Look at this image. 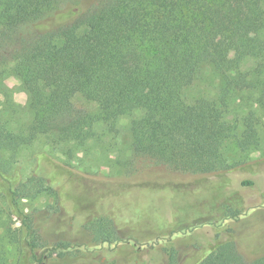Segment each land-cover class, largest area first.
<instances>
[{
	"label": "trees",
	"instance_id": "1",
	"mask_svg": "<svg viewBox=\"0 0 264 264\" xmlns=\"http://www.w3.org/2000/svg\"><path fill=\"white\" fill-rule=\"evenodd\" d=\"M1 16L2 40L25 28L35 32L30 46L12 57L29 95L31 126L26 134H11L0 125V264H7L8 245L19 249L17 264L81 254L82 245L40 240L23 208L22 200L50 191L44 173L20 180L11 170L19 150L39 134L83 145L87 130L115 132L117 120L101 106L104 99L118 100L119 114L131 118L130 155L119 161L128 177L146 167L197 177L228 172L240 164L224 154L227 142L241 152L258 144L251 113L238 135L225 113L239 92L258 90L264 102V39L252 37L264 31V0H8ZM230 53L251 65L238 67ZM204 65L216 77V93L186 97ZM143 87L147 95L137 93ZM76 97L94 107L76 109ZM175 126L182 127L181 137L173 136ZM222 212L225 221L245 214L240 200ZM11 217L19 221L17 231ZM202 224L219 226L210 219ZM121 242L101 227L94 238L101 245ZM169 264H175L172 252ZM198 264H264V255L245 262L230 237Z\"/></svg>",
	"mask_w": 264,
	"mask_h": 264
},
{
	"label": "rangeland",
	"instance_id": "2",
	"mask_svg": "<svg viewBox=\"0 0 264 264\" xmlns=\"http://www.w3.org/2000/svg\"><path fill=\"white\" fill-rule=\"evenodd\" d=\"M7 1L0 0V33ZM31 32L35 31L25 28L17 38L14 33L10 40L0 38V125L11 134H26L33 118L29 95L12 61L21 47L30 46ZM252 37L264 39V31ZM228 58L238 67L245 62L251 65L235 53ZM216 84L212 70L204 65L185 96L211 98ZM149 92L147 87L137 89L139 95ZM259 95L258 90L234 94L225 113L237 135L251 113L258 144L241 152L234 141L227 142L224 154L240 165L208 177L173 173L163 167H146L126 176L119 161L130 155L131 118L119 114L118 100L112 98L104 99L101 106L116 118L115 132L106 133L101 126L87 130L83 145L60 142L55 133L39 134L23 146L11 172L24 180L42 171L46 186H51L34 201L22 200L40 240L78 244L83 249L76 257L52 254L45 264H169L171 252L175 264H198L218 241L230 237L245 262L264 255V102L258 101ZM74 105L79 110L94 107L78 97ZM182 132L181 126L173 128L175 137ZM237 200L245 214L238 220L222 219L225 206ZM207 219L219 226L202 224ZM8 222L13 231L19 229L15 217ZM99 227L123 242L94 243ZM4 249L7 264H17L18 247Z\"/></svg>",
	"mask_w": 264,
	"mask_h": 264
}]
</instances>
